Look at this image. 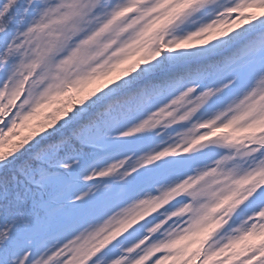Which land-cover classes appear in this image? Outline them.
<instances>
[{
    "label": "snow or ice",
    "instance_id": "1",
    "mask_svg": "<svg viewBox=\"0 0 264 264\" xmlns=\"http://www.w3.org/2000/svg\"><path fill=\"white\" fill-rule=\"evenodd\" d=\"M0 264H264V0H0Z\"/></svg>",
    "mask_w": 264,
    "mask_h": 264
}]
</instances>
